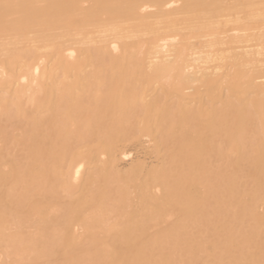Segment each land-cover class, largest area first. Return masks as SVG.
Wrapping results in <instances>:
<instances>
[{"label": "bare ground", "instance_id": "bare-ground-1", "mask_svg": "<svg viewBox=\"0 0 264 264\" xmlns=\"http://www.w3.org/2000/svg\"><path fill=\"white\" fill-rule=\"evenodd\" d=\"M0 264H264V0H0Z\"/></svg>", "mask_w": 264, "mask_h": 264}, {"label": "rangeland", "instance_id": "rangeland-1", "mask_svg": "<svg viewBox=\"0 0 264 264\" xmlns=\"http://www.w3.org/2000/svg\"><path fill=\"white\" fill-rule=\"evenodd\" d=\"M174 213H175V212H174ZM174 213H173V215H171V217H170L171 219L175 218L176 213H175V214H174Z\"/></svg>", "mask_w": 264, "mask_h": 264}]
</instances>
